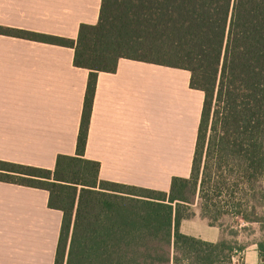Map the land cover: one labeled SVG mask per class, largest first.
<instances>
[{
    "label": "trees",
    "instance_id": "16d2710c",
    "mask_svg": "<svg viewBox=\"0 0 264 264\" xmlns=\"http://www.w3.org/2000/svg\"><path fill=\"white\" fill-rule=\"evenodd\" d=\"M0 35L70 47L88 71L74 155L52 170L0 161V182L44 189L62 212L54 264H235L241 248L223 237L224 218L264 231V0H101L75 40ZM119 59L187 70L203 93L190 176L167 192L99 180L84 157L98 73ZM195 198L218 241L180 231ZM257 250L264 261V242Z\"/></svg>",
    "mask_w": 264,
    "mask_h": 264
},
{
    "label": "crops",
    "instance_id": "0c3cea01",
    "mask_svg": "<svg viewBox=\"0 0 264 264\" xmlns=\"http://www.w3.org/2000/svg\"><path fill=\"white\" fill-rule=\"evenodd\" d=\"M100 4L0 0V26L75 40L80 24H96ZM73 54L0 35V161L52 170L58 155H74L88 71ZM189 80L187 70L130 59L98 73L84 157L99 180L167 192L190 176L203 93ZM47 203L44 189L0 182V264H54L62 212ZM194 212L180 231L218 241L221 230ZM242 261L260 257L252 248Z\"/></svg>",
    "mask_w": 264,
    "mask_h": 264
},
{
    "label": "rangeland",
    "instance_id": "374dc122",
    "mask_svg": "<svg viewBox=\"0 0 264 264\" xmlns=\"http://www.w3.org/2000/svg\"><path fill=\"white\" fill-rule=\"evenodd\" d=\"M192 209H198L197 198H195ZM237 220L238 219L232 220L228 217L224 218L222 234L227 241L231 242L236 247L241 248V251L237 252L236 258L237 260H241L243 263L242 258L244 257L246 251L250 252V249L255 248L258 252L257 244L264 242V231H262L260 225L258 224H246ZM263 262V259L260 258V262L257 264H264Z\"/></svg>",
    "mask_w": 264,
    "mask_h": 264
}]
</instances>
